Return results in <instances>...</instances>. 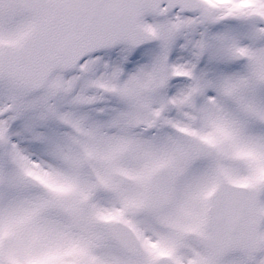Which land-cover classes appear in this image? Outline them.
<instances>
[{
  "label": "snow or ice",
  "instance_id": "obj_1",
  "mask_svg": "<svg viewBox=\"0 0 264 264\" xmlns=\"http://www.w3.org/2000/svg\"><path fill=\"white\" fill-rule=\"evenodd\" d=\"M0 264H264V0H0Z\"/></svg>",
  "mask_w": 264,
  "mask_h": 264
}]
</instances>
